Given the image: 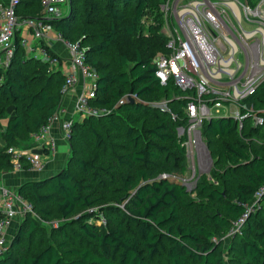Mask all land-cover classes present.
Returning <instances> with one entry per match:
<instances>
[{
    "label": "trees",
    "instance_id": "16d2710c",
    "mask_svg": "<svg viewBox=\"0 0 264 264\" xmlns=\"http://www.w3.org/2000/svg\"><path fill=\"white\" fill-rule=\"evenodd\" d=\"M165 0H106L105 12L110 21V28L100 34L101 42L88 47L86 52V63L92 65L100 74L98 80L97 98L94 101L99 106L108 110L118 108L119 111L129 112L131 122L123 125L130 145L123 146L127 153L117 156L118 163L130 168L133 172L121 176L125 186L129 189L125 199L122 217L115 222L99 224L86 217L79 225L81 235L94 243L97 250L91 247L66 249L68 244L61 243L60 246L49 244L37 253L20 251V244L27 236L36 229L35 222L38 219L28 215L29 230L25 232L21 227L13 237L8 251L0 257V264H150L154 259L165 252L168 264H225L224 255L219 246L208 241L212 237V231L201 225H187L182 220V208L188 205L189 190L182 182L187 172L185 160L186 148L179 140L178 127L187 128L189 120L185 113L187 101L185 99H174L176 108L184 112L185 120L180 118L172 110L163 111L162 116H157V125L148 129V133L162 143L168 144L175 150L174 160L170 163L163 161L161 166L164 170L158 175L155 171L148 169L153 164V158H162L158 151L167 150L168 146H157L152 142L141 145L143 137L137 132L132 118L133 112H140L143 105L135 98L131 103L128 99L123 100L124 93L128 89L132 96L144 97L154 93L166 94L173 88L179 90L172 83L161 84L156 77V65L154 58L147 54H137L136 61L130 70L124 72L101 71L99 61L95 54L107 52L116 35V22H123L127 13L132 12L131 33L139 32L143 18H150V31L159 32L163 24V13L160 9ZM260 0H250L253 4ZM74 8V0H72ZM95 8L94 6L92 7ZM74 10L59 19H49L57 30L62 33L66 40H70ZM20 16L38 17L42 14L41 0H20L17 7ZM87 14L86 21L89 19ZM88 29L82 28L80 34L89 36ZM86 46V43L82 45ZM161 49L167 52V41L161 42ZM26 52L17 39V49L12 64L6 74V82L0 87V101L4 98H15L22 100L21 95L26 91V81L22 78L19 56ZM27 53V52H26ZM125 64V56L119 58ZM46 64V63H45ZM46 76V87L56 75L61 74L62 81L59 86V95L51 94L46 87L38 94H30V106L41 111L33 122L31 134L37 131L42 124L53 116L62 101L61 88L65 81V75L60 69L49 71ZM264 88V83L259 87L256 94L247 102L256 105L259 93ZM181 93L183 91L179 90ZM128 97V96H127ZM175 104V103H174ZM19 111V107L17 106ZM104 115L111 124L117 126L115 113ZM117 113V112H116ZM4 112L1 111V116ZM93 116L86 117L91 119ZM240 129L238 121L232 116L214 117L206 121V133L212 137H224L234 135L247 126ZM27 126L26 117L17 113L11 117L6 126L4 141L7 143L0 153V175L2 172L12 170V163L6 150L14 146L19 133ZM73 126L71 137V153L67 165L56 174L41 180L26 181L19 187L22 196L31 201L35 211L49 215L51 212L45 204L53 202L63 217H69L77 209H92L95 206L94 187L88 183L94 181L99 174L98 160L94 156H82L83 145L76 144L81 138L82 130ZM249 131L255 136H264L263 125H250ZM91 146L101 148L106 152L108 144L106 138L96 129L93 124L88 127ZM247 135H250L249 133ZM255 146L264 152V143L254 142ZM83 148V149H82ZM171 153V152H170ZM218 160L227 163L232 168L246 171L244 180L233 189L234 201L223 204L233 220H238L247 214L242 228V243L240 252L246 258L245 264H264V194L255 205L251 214L248 207L254 199L255 192L264 185V155H252L248 150L237 143H227L218 152ZM28 168V164H24ZM169 171H165V170ZM106 179L116 182L117 165L110 164L104 171ZM163 174H166L164 176ZM81 176L82 178H80ZM207 186L202 187V194L215 202L223 201L222 192ZM38 208V209H37ZM93 217H97L93 214ZM97 219H100L99 216ZM232 220V221H233ZM232 221L228 216L215 214L209 217V222L219 227L229 228ZM133 226L130 232L129 227ZM226 229V230H227ZM66 249V250H65ZM75 256L73 259L67 257Z\"/></svg>",
    "mask_w": 264,
    "mask_h": 264
},
{
    "label": "built area",
    "instance_id": "2783aa9c",
    "mask_svg": "<svg viewBox=\"0 0 264 264\" xmlns=\"http://www.w3.org/2000/svg\"><path fill=\"white\" fill-rule=\"evenodd\" d=\"M69 1L41 0V16L30 17L17 14L20 0H0V87L6 82L5 73L15 56L17 39L27 53L34 54L38 50L43 62L58 66L60 56L52 52V43L64 39L47 21L65 16ZM160 9L168 51L154 58L155 75L161 84L172 83L183 91L189 125L178 127V135L186 138L184 144L189 147L204 123L214 117L232 116L240 129L248 119L254 125H262L263 117L247 100L264 83V0L256 4L250 0H165ZM37 45L42 48L37 49ZM80 45V42H65L70 66L63 71L61 104L57 112L31 134L32 141L48 152L57 146L52 134L54 124H60L66 140L72 137L76 120L74 115H67L66 102L73 93L76 96L74 112L80 117L108 112L106 107L94 102L100 74L86 63L87 49ZM123 102L124 99L120 100ZM6 152L11 159V172L25 169V163L32 170L45 168L42 157L27 150L10 146ZM263 194L264 185L255 192L248 212ZM28 215L39 219L33 203L17 188L0 183V257L12 244L9 230ZM247 216L244 214L236 221L231 234L242 228Z\"/></svg>",
    "mask_w": 264,
    "mask_h": 264
},
{
    "label": "rangeland",
    "instance_id": "374dc122",
    "mask_svg": "<svg viewBox=\"0 0 264 264\" xmlns=\"http://www.w3.org/2000/svg\"><path fill=\"white\" fill-rule=\"evenodd\" d=\"M72 0L69 1L65 12L70 13L73 9V24L70 32L71 42H80V46L86 43L85 48L92 47L101 42L100 34L108 31L110 28V21L105 12L106 0H74V8L72 7ZM95 7L94 9L92 7ZM63 12V13H65ZM88 20L86 21V16ZM132 12L127 13V18L123 22H116V35L115 41L111 48L102 54H95L96 59L99 61L101 71H110L114 73L129 71L133 63L136 61L137 54L143 53L148 56L156 57L165 50L161 49V42L167 41L166 36L162 33V29L159 32L150 31V18H143L141 21L142 29L137 33H131L128 29L131 25ZM174 24V22H172ZM85 27L89 36H82L80 34L82 28ZM64 39V38H63ZM58 41V40H57ZM67 40H59L60 46L53 44V53L60 56L58 66H53L48 62H43L40 58V52L35 51L34 54L23 52L19 56L20 68L22 70V78L26 81V91L21 95L22 100L15 98H4L0 101V153L6 147L4 143V133L6 126L11 117H14L17 113L23 114L26 117L27 126L19 133L16 143L13 145L17 148H23L24 144L32 143L30 137V131L33 129V122L41 113V111L30 106V94H38L43 88L46 87V76L49 71H56L60 69L61 72L65 71L66 64L69 61L70 53L65 47ZM33 44V42L31 43ZM42 46L37 45V49ZM36 49V48H35ZM125 56V64H122L119 58ZM46 63V64H45ZM7 79V78H6ZM62 81L61 74L56 75L54 79L47 85L46 90L51 94L59 95V86ZM129 95L128 89L124 93V100ZM184 94L179 90L173 88L166 94L154 93L151 96L136 98L143 108L140 112H133L132 118L134 121V127L137 132L141 133L143 140L141 145L144 146L147 142H152L157 146H168L169 151H158L162 158H153V164L148 166V169L155 171L158 175L162 173L164 168L161 166L163 161L170 163L174 160L175 150L168 144L162 143L148 133V129L157 125V116H162L163 111L170 112L171 110L177 114L180 121L185 120L184 112L176 108L177 102H173L174 99H183ZM175 103V104H174ZM19 107V111L17 109ZM255 109L261 114L264 119V88L259 93V100L255 105ZM223 110V109H222ZM1 111L4 115L1 116ZM109 113H115L114 116L117 120V126L111 124L104 115L99 114L93 116L91 119L83 118L76 114L74 118L76 120V129H81L82 134L79 140H76V144H82L84 149L82 156H94L98 162L99 168L98 177L92 182H88L94 187L95 206L92 209H77L69 217H63L56 204L49 202L45 204L48 210L51 212L49 215L38 211V221L35 222L36 229L34 232L24 239L20 244V251L28 253H37L49 244L60 246L61 243L68 244L66 249L91 247L95 250L94 243L85 239L80 233V223L89 217L91 221H96L99 224H108V222H115L122 217V211L125 204V199L128 194V188L125 186L121 176H125L128 173L133 172L132 169L118 163L117 156L127 153L123 146L130 145L127 133L124 130L123 125L131 122L129 112L119 111L118 108L109 109ZM117 112V113H116ZM245 123V122H244ZM93 124L96 129L106 138L108 144V150L104 152L101 148H95L91 146L89 142L86 146V142L90 140V134L88 133V127ZM253 121H247V125L243 131L240 130L234 135L224 137H212L206 133L205 127L200 130V133L195 137L194 142L187 147L184 144L186 138L179 140L181 144L186 148L185 160L187 164V172L182 178V182L187 186L189 190V196L186 198L188 205L182 208V220L187 225H201L212 231V237L208 240L215 246H219L224 255L225 264H245L246 258L241 254L240 248L242 243V228L235 233H230L231 228L236 224V220L229 216L226 210L222 207L223 204L232 202L235 200L233 196L234 187L244 180L246 171L237 170L232 168L225 162L218 160L219 150L227 143H237L240 146L246 148L252 155H264V152L260 151L254 144L264 143V136L252 135L249 131L250 125ZM264 124V121H263ZM262 124V125H263ZM250 135H247V134ZM70 146L71 153V138L67 140ZM171 152V153H170ZM69 158V157H68ZM68 162V159H67ZM112 163L117 165V179L116 182L106 179L108 177L104 174L105 169ZM67 165V164H66ZM165 171H169L168 169ZM106 176V177H104ZM82 178L81 176H79ZM207 186L208 190L216 189L223 193L224 198L221 202H215L208 200L202 192V187ZM38 209V208H37ZM253 209L250 210L251 214ZM96 214L97 217H93ZM215 214H221L228 216L232 221L231 227L223 228L209 222V217ZM99 216L100 219H97ZM26 218H21L15 225V233L17 234L22 227L25 232L29 230V222L24 221ZM227 229V230H226ZM130 232L133 230V226L129 227ZM237 230V228H236ZM13 236V237H14ZM65 249V250H66ZM98 251V250H97ZM75 256L69 255L68 259H73ZM150 264H168V257L165 252H161L153 262Z\"/></svg>",
    "mask_w": 264,
    "mask_h": 264
},
{
    "label": "crops",
    "instance_id": "0c3cea01",
    "mask_svg": "<svg viewBox=\"0 0 264 264\" xmlns=\"http://www.w3.org/2000/svg\"><path fill=\"white\" fill-rule=\"evenodd\" d=\"M28 38L33 41L31 36H28ZM55 43L56 45L60 46L59 40L53 42L52 46ZM69 66L70 62L68 61L65 69H68ZM75 97V93H73L66 102L69 109L67 114L68 116H76L77 114L74 112ZM52 134L55 136L57 141V146L54 151L48 152L42 145L35 144L34 142L24 144L22 148L33 155L42 157L45 163V168L43 170H32L25 168L19 172H11V170L5 171L0 175V183L12 188H17L19 190V187L26 181L45 179L62 170L66 166L67 159L70 156V146L68 141L62 135L59 123L54 124ZM9 233L11 236H14L13 234L15 233V225L9 230Z\"/></svg>",
    "mask_w": 264,
    "mask_h": 264
},
{
    "label": "water",
    "instance_id": "95a60500",
    "mask_svg": "<svg viewBox=\"0 0 264 264\" xmlns=\"http://www.w3.org/2000/svg\"><path fill=\"white\" fill-rule=\"evenodd\" d=\"M47 22H48V21H47ZM127 99H128V101L131 102V103L135 102V98H133V96L131 95V93L128 95Z\"/></svg>",
    "mask_w": 264,
    "mask_h": 264
}]
</instances>
